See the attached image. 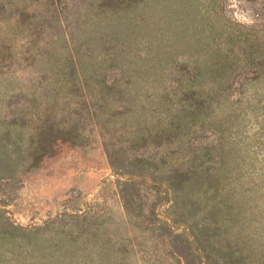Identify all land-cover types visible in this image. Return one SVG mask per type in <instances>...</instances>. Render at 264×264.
Here are the masks:
<instances>
[{
  "label": "rangeland",
  "instance_id": "obj_1",
  "mask_svg": "<svg viewBox=\"0 0 264 264\" xmlns=\"http://www.w3.org/2000/svg\"><path fill=\"white\" fill-rule=\"evenodd\" d=\"M0 264H264V0H0Z\"/></svg>",
  "mask_w": 264,
  "mask_h": 264
}]
</instances>
